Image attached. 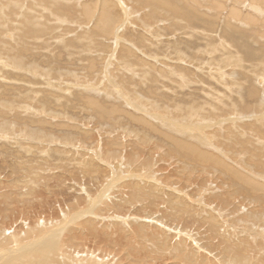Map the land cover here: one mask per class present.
Here are the masks:
<instances>
[{"label":"rangeland","instance_id":"rangeland-1","mask_svg":"<svg viewBox=\"0 0 264 264\" xmlns=\"http://www.w3.org/2000/svg\"><path fill=\"white\" fill-rule=\"evenodd\" d=\"M263 81L264 0H0V264H264Z\"/></svg>","mask_w":264,"mask_h":264},{"label":"bare ground","instance_id":"bare-ground-1","mask_svg":"<svg viewBox=\"0 0 264 264\" xmlns=\"http://www.w3.org/2000/svg\"><path fill=\"white\" fill-rule=\"evenodd\" d=\"M103 1V0H102ZM105 1V0H104ZM107 1V0H106ZM109 2V1H108ZM112 2V1H111ZM111 2H109V3H111ZM105 3V2H104ZM98 4V3H97ZM103 4V3H102ZM106 5L105 6H103L102 7V9H101V12H100V14L95 18L96 20H94L95 21V25L97 26V28L100 30H102L103 32H105V33H109L110 32V34H111V30H112V26L114 25V23L116 22L115 21V17H113V15L115 16V14H112L111 13V9H110V5H108V3H105ZM89 5V4H88ZM170 5V4H169ZM91 6V5H90ZM94 6H95V4H94ZM98 6V5H97ZM113 6V5H112ZM170 6H172V5H170ZM172 7H174L173 8V12H174V14H183V13H187V11L186 12H183L180 8L178 9V7H176V6H172ZM93 8V7H92ZM91 8V9H92ZM114 8V7H113ZM260 8V7H259ZM88 9H89V7H88ZM134 9V8H133ZM232 10H234V9H232ZM92 11H94L93 9H92ZM91 11V12H92ZM100 11V10H99ZM113 12V11H112ZM249 12V11H248ZM114 13V12H113ZM115 13H117V12H115ZM128 13V12H127ZM160 14V13H159ZM245 17V16H244ZM88 18V17H87ZM117 18V17H116ZM179 18V17H178ZM233 18V17H232ZM152 19V18H151ZM190 19H192V16H190V18H189V20ZM213 19V18H212ZM241 19V18H240ZM118 21V20H117ZM244 21V20H243ZM242 21V22H243ZM246 22V21H245ZM259 23V22H258ZM117 25V24H116ZM96 26H95V28H96ZM112 27V28H111ZM263 27V26H262ZM51 28V27H50ZM115 28V27H114ZM149 31V30H148ZM184 31V30H183ZM238 32V31H237ZM82 34H84V33H82ZM162 34V33H161ZM76 35V34H75ZM163 35V34H162ZM261 35V34H260ZM32 37V36H31ZM261 37V36H260ZM215 39V38H214ZM142 40V39H141ZM182 42V41H181ZM210 43V42H209ZM249 43V42H248ZM152 45V44H151ZM175 45V44H174ZM156 46V45H155ZM146 47V46H145ZM149 47V46H148ZM215 47V46H214ZM167 48V47H166ZM191 48V47H190ZM199 48V47H198ZM263 48V47H262ZM28 49V48H27ZM150 49V48H149ZM159 49V48H158ZM29 50V49H28ZM206 50V49H205ZM161 51V50H160ZM166 51V50H165ZM182 51V50H181ZM148 52V51H147ZM200 53V52H199ZM260 53V52H259ZM182 57V56H181ZM263 57V56H262ZM247 58V57H246ZM175 59V58H174ZM250 59V58H249ZM245 61H247V60H245ZM256 62V61H255ZM254 62V63H255ZM262 62V61H261ZM252 65V64H251ZM179 67V66H178ZM257 67V66H256ZM141 68V67H140ZM255 68V67H254ZM130 69V68H129ZM182 69V68H181ZM246 69V68H245ZM254 70V69H253ZM145 72V71H144ZM184 74V73H183ZM261 76V75H260ZM150 77V76H149ZM259 77V76H258ZM263 78V77H262ZM111 79V78H110ZM191 79V78H190ZM259 80V79H258ZM127 81V80H126ZM264 82V81H263ZM262 82V83H263ZM156 83V82H155ZM264 87V86H263ZM257 88V87H256ZM259 89H261V88H259ZM253 90V89H252ZM249 91H251L250 89H249ZM258 93V92H257ZM260 93V92H259ZM254 94V93H253ZM257 98V97H256ZM87 99V98H86ZM91 100H93V99H91ZM90 100V101H91ZM96 100V99H95ZM94 102H97V101H94ZM87 103V102H86ZM108 103V102H107ZM103 106H104V104H103ZM113 106V105H112ZM114 112V111H113ZM254 113V112H253ZM262 115V114H261ZM103 116V115H102ZM134 118V117H133ZM138 118V117H137ZM262 120V119H261ZM136 121V120H135ZM140 121V120H139ZM147 121V120H146ZM254 125V124H253ZM10 126V125H9ZM228 126V125H227ZM4 128V127H3ZM155 128V127H154ZM154 128H152V129H154ZM156 129V128H155ZM229 133V132H228ZM262 133V132H261ZM72 138V137H71ZM205 139V138H204ZM175 140H178V139H176L175 138ZM262 141V140H261ZM177 143L181 146V147H186L187 146V149L189 148V149H191V150H193L194 151V154L196 155H200V156H203L204 157V153L202 152V151H199V149L197 150V148L196 147H194V146H191V144L190 145H184L182 142H178L177 141ZM209 143V142H208ZM206 151V150H205ZM209 155H211V154H209ZM213 155V154H212ZM209 157V156H208ZM218 157V156H217ZM199 158H201V157H199L198 156V159ZM213 158V157H212ZM203 159V158H202ZM208 160H209V158H208ZM214 160H216V159H214ZM227 166V165H226ZM237 170V169H236ZM235 173V172H234ZM237 175H238V173H237ZM181 176V175H180ZM247 177V176H246ZM247 182V181H246ZM258 183V182H257ZM183 186V185H182ZM172 187V186H171ZM155 195V194H154ZM141 201V200H140ZM129 202V201H128ZM132 203V202H131ZM118 205V204H117ZM116 206V205H115ZM159 215V214H158ZM191 215V214H190ZM150 219V218H149ZM152 222V221H151ZM158 224V223H157ZM88 231V230H87ZM101 232V231H100ZM125 232V231H124ZM142 233V232H141ZM146 234V233H145ZM144 235V234H143ZM147 237V236H146ZM162 238V237H161ZM165 238V237H164ZM154 240V239H153ZM6 245H7V243H6ZM177 245V244H176ZM152 247V246H151ZM1 252V251H0ZM50 252L51 251H48L47 253H43L44 255L42 256V262H44V264L45 263H47V264H67V263H65V262H67V261H65L64 259H62V258H59V259H61L62 260V262L61 261H58L57 262V256L58 255H56L55 253H57V251H56V248H53V250H52V252H51V254H52V258H51V254H50ZM3 253H4V255H6L5 254V252L3 251ZM50 254V255H49ZM1 255V254H0ZM32 256V255H31ZM54 256L56 257V259H54ZM60 256V255H59ZM8 257V256H7ZM11 257H13V256H11ZM5 258V257H4ZM3 258V259H4ZM24 258V260L26 259V256L25 257H23ZM29 259V258H28ZM6 261V260H5ZM37 261V260H36ZM28 262V261H27ZM31 262V261H30ZM39 262V261H38ZM4 263V262H3ZM9 263V262H8ZM36 263V262H35ZM242 263H243V261H242ZM6 264V263H5ZM25 264V263H24ZM30 264H32V263H30ZM68 264H70V263H68ZM232 264V263H231ZM246 264V263H245Z\"/></svg>","mask_w":264,"mask_h":264}]
</instances>
